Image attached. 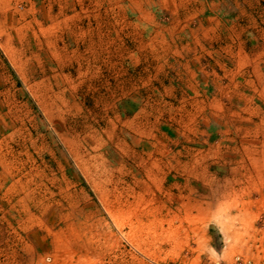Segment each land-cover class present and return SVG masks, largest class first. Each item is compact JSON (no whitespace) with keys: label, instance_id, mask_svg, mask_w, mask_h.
Returning a JSON list of instances; mask_svg holds the SVG:
<instances>
[{"label":"rangeland","instance_id":"1","mask_svg":"<svg viewBox=\"0 0 264 264\" xmlns=\"http://www.w3.org/2000/svg\"><path fill=\"white\" fill-rule=\"evenodd\" d=\"M263 44L264 0H0V264H210L218 204L250 264L264 102L221 88Z\"/></svg>","mask_w":264,"mask_h":264},{"label":"crops","instance_id":"2","mask_svg":"<svg viewBox=\"0 0 264 264\" xmlns=\"http://www.w3.org/2000/svg\"><path fill=\"white\" fill-rule=\"evenodd\" d=\"M233 46V45H231ZM263 48H264V44H263ZM261 57H263L261 59ZM234 63L236 64L233 68L231 67V71L229 73V76L232 75V77L230 78L229 77V81H226V82H229L227 83V85H223L222 88H221V91L223 93V91H225V93L229 92L230 89L231 90H234L235 92H238L240 94V96H238V100L240 101L241 104H243V107L246 111L248 110H251V111H248L250 112L249 115H245L244 117L247 118L246 120H253V113H257V114H261L263 113L260 106L258 105V102H264V69H262V67L264 66V50L261 51L260 53H258L256 55V57L254 59L251 58L250 55L248 56H242L241 54V51L239 50L238 54H237V58L234 57ZM252 64V68H253V73L256 74V77H257V82H254L252 83L251 79L247 78L245 76V73L244 72H241L242 70H245L248 66V64ZM228 73V72H227ZM258 88V90L256 92H254L255 94H258L257 95H253V96H250L249 93H247L246 91H242L241 89H250L251 90L254 88ZM224 88V89H223ZM256 88V89H257ZM253 89V90H254ZM252 90V92H253ZM225 108V106H223V109ZM227 108V107H226ZM255 111V112H254ZM236 112V111H235ZM239 115H243V113H240L238 112ZM231 114H236V113H231ZM230 114V115H231ZM228 115V116H230ZM220 116H224V118H226L225 116H227V113H223V115H219V118L220 119H223L222 117ZM242 117V116H241ZM232 119V117H230ZM264 118V116H263ZM250 131H255L256 130H252V129H249ZM260 130V133L259 134H262L264 135V133L262 132L261 129ZM249 135H251V133H249ZM231 163V167L236 169V168H240V167H248L249 168V171L246 172V174H244L245 177H242V178H237V179H241V181H243L244 179H247L248 176H250V180H251V183L249 184H255V185H259L263 178H264V171H261L259 173H257L256 175L254 174V171L251 170V168H254V167H258V165L256 166L255 164L256 163H247V162H243L242 163V160H241V155H240V158L238 157H233L230 161ZM261 164L264 165V162H262ZM264 168V166H263ZM263 198V195L261 194L259 197L255 198V199H251V200H259V199H262ZM254 206L255 207H251L250 208H246V206L242 205L243 209H241V213L244 215H246L248 212L249 213H258V211L261 209L260 205L256 204L255 202H253ZM209 215V212H206V211H197L195 212L193 209H188L186 211V215H189V216H194V215ZM192 225H187V227H190L192 228V230H194L193 226L191 227ZM216 228V227H215ZM191 230V231H192ZM206 231H209V228H207ZM213 245V243H211ZM262 242L260 243H250L249 245L245 246L246 248V253L247 255H249V257L252 258V262H250V264H264V248H261L262 247ZM214 247H216L215 245H213ZM236 248H239V244H236L235 245ZM228 247H226V250H227ZM218 250V248H216ZM224 251V256H225V259L227 261H232V259L234 258V255L232 253H229V251ZM263 257V258H262Z\"/></svg>","mask_w":264,"mask_h":264},{"label":"clouds","instance_id":"3","mask_svg":"<svg viewBox=\"0 0 264 264\" xmlns=\"http://www.w3.org/2000/svg\"><path fill=\"white\" fill-rule=\"evenodd\" d=\"M231 223V212L225 206L218 204L213 210L210 217L209 227L215 226L217 231L222 235L224 247L218 251L211 243H208L205 249L210 264H224L225 256L224 250L232 243V234L226 233V225Z\"/></svg>","mask_w":264,"mask_h":264},{"label":"bare ground","instance_id":"4","mask_svg":"<svg viewBox=\"0 0 264 264\" xmlns=\"http://www.w3.org/2000/svg\"><path fill=\"white\" fill-rule=\"evenodd\" d=\"M152 167V166H151ZM155 168V167H154ZM152 171V170H151ZM154 172H156V171H154ZM145 173V172H144ZM151 173H153V172H151ZM148 175V174H147ZM151 176H153V175H151ZM156 176V175H155ZM155 176H153V177H155ZM146 177V176H145ZM158 177V176H157ZM154 179H156V178H154ZM139 203V202H138Z\"/></svg>","mask_w":264,"mask_h":264}]
</instances>
